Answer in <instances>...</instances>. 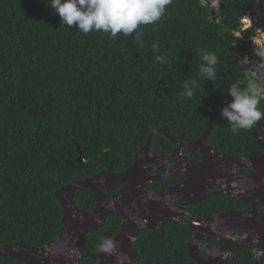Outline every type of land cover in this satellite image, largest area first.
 <instances>
[{"label":"trees","instance_id":"trees-1","mask_svg":"<svg viewBox=\"0 0 264 264\" xmlns=\"http://www.w3.org/2000/svg\"><path fill=\"white\" fill-rule=\"evenodd\" d=\"M219 2L223 9L213 21L199 0H173L160 21L141 26V48L132 36L113 40L61 24L47 0H0V246L44 247L64 232L56 190L101 171L125 170L155 128L167 127L177 140L197 139L231 100V83L256 72L258 62L264 73V56L250 52L255 27L242 30L241 23L257 12L264 32V0ZM200 49L217 55V79H200L196 95L181 98L185 79L198 78ZM156 55L168 62H156ZM259 107L264 111V101ZM209 137L233 156L264 148L255 125L233 134L225 121ZM156 141L171 145L160 135L151 144ZM80 194L74 202L82 205ZM252 262L247 253L244 264ZM15 263L0 258V264Z\"/></svg>","mask_w":264,"mask_h":264},{"label":"flooded vegetation","instance_id":"flooded-vegetation-1","mask_svg":"<svg viewBox=\"0 0 264 264\" xmlns=\"http://www.w3.org/2000/svg\"><path fill=\"white\" fill-rule=\"evenodd\" d=\"M212 3L217 4L216 12L221 10L219 0L212 1ZM256 17H258L257 12H252L250 19L247 18L250 23L249 27H259L264 34L259 24V17L257 19ZM200 137L201 135L195 140L186 141L172 137L176 142H171L164 137L171 145L162 141L151 144L152 138L150 139L147 145L148 154L153 157L164 158L167 163L172 165V168L167 170L161 168V165L158 167L150 162L145 164L148 173L159 178L151 183L145 182L142 189V198L145 203L187 180L188 164L201 163L203 154L200 150L193 149L194 151H190L185 144L197 141ZM145 143L138 154H134V161L138 158H146L143 151ZM205 147L212 149V155L215 154L214 151H218L233 159H247L261 154L249 156L229 155L216 148L211 143L210 137L207 138ZM232 172L234 173L233 176L222 180V184L218 187L208 188L203 194L197 193L192 194L190 197H176L174 202L170 201L166 212L160 206H154L151 211L155 212V219L153 216H149L148 209L142 210L143 216L136 209L127 210L124 215H130L128 221L131 226L127 227L122 239H115V237L123 228L124 219L120 212L110 211L101 226L84 234L73 245L62 241L60 245L62 251L58 249L57 253L60 252L65 260L74 261L72 264H205L209 261L214 264H244L247 253L253 258L252 264L255 263L256 259L259 263L264 257V253L251 251L250 249H235L234 244L236 242H240L239 245L243 248H249L247 236L244 232L234 230L233 226L225 221L223 216L221 217V214L237 212L246 218H251L252 214L263 217L264 171L260 180V190H255L253 196L247 195L245 186V181L250 178L252 172L245 168H233ZM125 186V183L119 184L109 190L103 189L102 192L110 197L115 196ZM87 192H90L91 195H86ZM78 193H81L78 199H80L79 203L82 205L74 202V198ZM76 194L73 197L72 208L78 213L92 212L96 204L94 201L96 193L82 191ZM86 198H88V201H93L92 207L87 205ZM74 217H76V214H74ZM66 234L64 228L63 233H59L50 241L61 238ZM102 239L114 242L115 247L111 252H104L97 248ZM231 241L234 242L233 245H231ZM256 242V240L253 241V244ZM48 244L49 242L44 247L32 248L37 249L38 252H29L27 264H39L40 261H44L45 257H48L49 264H55L51 260L52 257L45 255L43 251L47 249ZM15 264L25 263L16 260Z\"/></svg>","mask_w":264,"mask_h":264},{"label":"water","instance_id":"water-1","mask_svg":"<svg viewBox=\"0 0 264 264\" xmlns=\"http://www.w3.org/2000/svg\"><path fill=\"white\" fill-rule=\"evenodd\" d=\"M199 2L206 8L211 7L210 0H199ZM220 9H223L222 5H220ZM215 13L216 11L214 9L210 10V14L212 16L211 19L213 21L216 20ZM250 52L253 57L256 56L254 50H251ZM254 66L262 72L263 67L260 63H255ZM220 111L221 110L214 113L210 117L206 128L197 141L185 144L190 151H201L203 154L202 162L189 163L186 175L187 180L184 183L163 194L155 196V198L151 199L148 203H145L142 198L143 186L145 182L151 183L159 178L154 175H150L145 169V164L150 162L156 164L158 167L161 165V168L163 169L169 170L172 168V165L167 163L164 158L150 156L147 152V145L154 135H160L171 142H176L171 137L169 129L164 126L155 128L148 135L145 143L146 145L143 148L146 158L143 157L136 159L128 168L121 172L114 173L107 170L101 171L84 180H73L67 185L56 190L54 192V198L63 210L61 223L67 234L61 238H55L50 241L47 249L43 250L45 255L51 256V260H53L55 264H72L74 261L69 259L65 260L60 252L57 253L58 249L61 250V242L65 241L73 245V243L80 239L84 234L92 232L101 226L110 211L120 212L122 218L124 219L123 228L115 237V239H122L127 227L131 226L128 221L130 215H124L127 210L136 209V211H140V215L143 216L144 214L142 210L148 209L150 213L149 216L154 217L155 212L151 211L154 206H160L166 212L170 205V201L174 202V199L178 196L190 197L192 194H203L210 187H218L222 184V180L228 179L230 176L234 175L232 172L233 168H245L252 172L250 178L245 181V186L247 189V195L253 196L254 191H259L261 187L260 180L264 171V149L259 156L247 159H233L218 151H214L215 154L212 155V149L205 147V142L214 125L227 121L226 118L221 117ZM255 126L260 133V138L264 141L263 121H258ZM77 151L79 153L77 162L83 164L84 160L78 146ZM102 158L103 154H100L98 159L101 160ZM124 183L126 186L118 193V195L110 197L108 194H104L102 192L103 189L109 190ZM225 185L228 186L229 184ZM82 191H92L96 193V196L94 197L96 204L92 212L78 213L72 208L74 195L77 192ZM74 214H76V217H74ZM222 216L225 221L233 226L232 228L234 230L244 232L247 236L249 248H243L239 245L240 242H236L234 244V242L231 241V245L234 244V246H236L235 249H250L251 251L264 253V216L258 217L257 215L252 214L251 218H246L237 212H225L221 214V217ZM255 240L257 242L253 244V241ZM29 252L37 253L38 250L32 249L22 243L0 246V258H11L20 263H28ZM47 258L48 257H45L43 259L44 261H40L39 264H49ZM205 264L214 263L209 261ZM254 264H258V259H256Z\"/></svg>","mask_w":264,"mask_h":264},{"label":"clouds","instance_id":"clouds-1","mask_svg":"<svg viewBox=\"0 0 264 264\" xmlns=\"http://www.w3.org/2000/svg\"><path fill=\"white\" fill-rule=\"evenodd\" d=\"M210 1L211 10L214 9V0ZM172 2L173 0H47V6L58 14L61 24L69 28L75 27L85 35L102 32L113 40L118 34L132 36L133 41L143 48L145 33L141 26L154 25L160 21ZM251 14L252 12H247L244 15L241 19L242 25L248 21L247 18L250 19ZM151 49L158 52L160 44L153 42ZM198 55L201 59L198 78L185 79L179 93L181 98L191 100L200 88V79H217V55L206 49H200ZM245 60L248 61L247 58ZM155 61L164 64L168 62V58L156 55ZM227 95L231 100L221 108L220 115L226 118L233 134L251 129L258 121L264 119V111L259 107L261 101H264V73L260 70L249 71L243 80L238 79L231 83ZM114 247V242L108 239H102L97 245V248L104 252H111Z\"/></svg>","mask_w":264,"mask_h":264},{"label":"rangeland","instance_id":"rangeland-1","mask_svg":"<svg viewBox=\"0 0 264 264\" xmlns=\"http://www.w3.org/2000/svg\"><path fill=\"white\" fill-rule=\"evenodd\" d=\"M212 6L215 10H217V4L216 3H212ZM258 17H256L257 19ZM247 23H245L244 25H242V30H246L249 26H250V23L248 21H246ZM255 34L251 40L252 42V45H253V50L255 51V54L256 56H264V34L261 32V29L259 27H255ZM236 36H238L237 33H235ZM244 62H249L244 60Z\"/></svg>","mask_w":264,"mask_h":264}]
</instances>
